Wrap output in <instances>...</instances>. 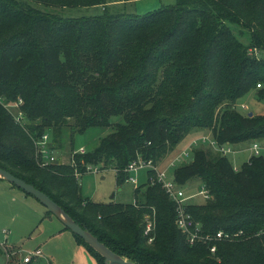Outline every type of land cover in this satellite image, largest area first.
Here are the masks:
<instances>
[{
  "label": "trees",
  "instance_id": "1",
  "mask_svg": "<svg viewBox=\"0 0 264 264\" xmlns=\"http://www.w3.org/2000/svg\"><path fill=\"white\" fill-rule=\"evenodd\" d=\"M130 1L0 0V98L20 99L25 118L24 125L15 122L0 102V167L137 264H264L262 156L250 155L235 169L226 155L197 146L173 169L176 186L196 178L208 193L201 203L185 204L199 234L223 230L230 239L190 243L151 168L149 180L133 188L134 202L80 193L75 168H112L122 183L132 160L157 163L192 128L206 129L219 144L264 142V113L236 107L251 90L264 101V58L257 53L264 48V0H176L143 14L121 9ZM90 6L101 10L76 16L58 10ZM227 22L240 26L239 34L248 31V43ZM109 125L93 148L73 154L72 164L39 163L34 139L43 132L55 143L63 129L72 135ZM73 234L96 264H105Z\"/></svg>",
  "mask_w": 264,
  "mask_h": 264
},
{
  "label": "rangeland",
  "instance_id": "2",
  "mask_svg": "<svg viewBox=\"0 0 264 264\" xmlns=\"http://www.w3.org/2000/svg\"><path fill=\"white\" fill-rule=\"evenodd\" d=\"M176 0H134L124 3L121 9L131 11L137 14H143L147 11L155 10L160 7L174 4ZM117 5H122L121 3ZM60 13L69 16L80 14H95L101 8L99 6L90 7H66L59 8ZM232 31L238 36L243 43H248V31L243 29L241 34L238 33L240 26L235 23L227 22ZM257 53L264 58V48L258 49ZM12 103V101H11ZM243 104V106L241 105ZM9 104L13 110L10 113L13 117L15 106ZM236 107L244 112L252 111L253 113H264V101L258 99L255 91L251 90L236 102ZM120 116H113L112 121L120 120ZM15 119V118H14ZM16 122V121H15ZM18 123V122H17ZM110 125L107 127H89L84 132H74L72 135L69 131L63 129L60 139L55 143H49L55 148L57 157L61 163L72 164L71 158L76 153L74 150L83 146L86 150L93 148L100 136L110 132ZM211 137L209 131L201 128H192L175 146L172 153L167 152L160 159L163 165L178 154L182 149L187 148L193 139L201 135ZM249 141L234 144V149H240L242 146H248ZM198 146L208 148L207 142H199ZM192 148V146H191ZM210 148V147H209ZM191 150L188 155L179 163L190 160ZM213 150V149H212ZM250 151L234 152L227 155L233 166L238 167L244 161ZM143 167L137 168L131 174L136 178L137 183L130 179H125L122 183L117 184L115 172L112 168L99 170L97 172H85L81 176L79 183L80 193L94 201L101 202H134V186L141 185L150 175ZM172 173V169L170 174ZM6 185L0 182V263L5 261L3 249H8L11 257L5 264H24L20 263L21 257L26 251L34 248H40L42 255L34 258L30 264H96L95 258L88 251L84 244L79 242L71 230L65 228L63 223L34 196L24 192L14 184L9 183L6 179L0 178ZM1 181V180H0ZM8 183V184H7ZM183 195L190 198L191 201L201 203L204 201L200 193V181L192 178L184 185L179 186ZM144 189V185L140 190ZM196 222V221H195ZM7 230V238H4L3 230ZM4 244V245H3Z\"/></svg>",
  "mask_w": 264,
  "mask_h": 264
},
{
  "label": "built area",
  "instance_id": "3",
  "mask_svg": "<svg viewBox=\"0 0 264 264\" xmlns=\"http://www.w3.org/2000/svg\"><path fill=\"white\" fill-rule=\"evenodd\" d=\"M257 86H259L258 83H257ZM0 102H2V104L6 107V109H8L10 113H13V110L9 107V104L15 106L14 109H16L18 107V103L20 102V99L17 102L11 103V102H3L2 99L0 98ZM241 105L243 106V104ZM15 111H16L14 114L15 121L18 122L20 125H24L25 123L24 116L21 114V112L18 111V109ZM199 142H207L208 147H211L213 150L221 153L222 155H226V156L230 153H234L240 150V149L238 150L234 149V144H229V143L219 144L217 143L215 139L204 134L198 138L193 139L187 148L182 149L178 154L172 157L166 165H163L161 161H158L157 163H153L151 160L145 161L139 158L136 160H132L125 168V171L127 173V176L125 179L129 178L131 182L137 183L136 178L131 174L132 172H134L139 167H143L146 170L149 168L153 169L156 173L157 180L161 182L163 188H165L170 198L175 202V208L177 211L175 223L177 227L183 233H185L190 243H192L195 240L208 241L210 239H230L233 236V234L229 232H224L223 230H218L212 235H209V234L200 235L199 234V227H200L199 223L193 221V219L191 218V215L185 209L186 201L190 198H188L187 196H184L179 186H176L174 184V179L172 176L173 169L175 168L177 164H179V162L185 156L188 155L189 148L192 149L191 146L197 147ZM34 143H35L36 154L39 158V163L41 165H45L48 163H54V162L61 163V160L57 157V153L55 152V149H53L50 146L48 132H43L40 136L36 137L34 139ZM245 148L246 150L250 151L246 159H248L250 155L262 156L264 158V142L259 141V140H252L250 141V143H248V146H246ZM85 151L86 150L83 146L74 150V152L76 153H84ZM72 162L73 160L71 158L70 163ZM233 167L235 169L237 168L235 166ZM171 169H172V173L170 174ZM99 170L100 168L97 165L86 164L84 167V170L82 171L75 168L73 171V174L75 178L78 181H80L83 173L97 172ZM200 193H202L204 199L208 198V193L206 189H204L202 186L200 188ZM151 229H152V224L148 220L144 227V233L149 235ZM2 230H3L4 238L6 239L7 230L6 229H2ZM151 240H152V236L149 235L148 241L150 242ZM2 243L3 242H0V245ZM209 249L211 252H214L215 246L211 245ZM3 250L5 253V261L0 264H5L10 258L8 249H3ZM40 255H42L41 249L34 248L32 250L26 251L25 254L19 260H20V263H26L36 257H39Z\"/></svg>",
  "mask_w": 264,
  "mask_h": 264
},
{
  "label": "water",
  "instance_id": "4",
  "mask_svg": "<svg viewBox=\"0 0 264 264\" xmlns=\"http://www.w3.org/2000/svg\"><path fill=\"white\" fill-rule=\"evenodd\" d=\"M252 113V111H249L248 115H252ZM0 177L6 179L9 183L14 184L24 192L31 194L37 200H39L63 223L64 226H66L76 235L80 236L90 247H92L96 252L102 255L105 264H137L134 261L129 260L111 250L108 246L101 242L89 229L75 222V220H73V218L45 192L36 188L31 183L26 182L22 178L15 176L8 170L1 167Z\"/></svg>",
  "mask_w": 264,
  "mask_h": 264
},
{
  "label": "crops",
  "instance_id": "5",
  "mask_svg": "<svg viewBox=\"0 0 264 264\" xmlns=\"http://www.w3.org/2000/svg\"><path fill=\"white\" fill-rule=\"evenodd\" d=\"M245 147H246V146H242V147H240V150H239V151H240V152L245 151V150H246ZM239 151H237V152H239ZM237 152H236V153H237ZM245 160H246V159H245ZM0 180H1L0 182L2 183V182H3L2 179H0ZM2 184H3V185H6V183H4V182H3ZM7 184H8V183H7ZM37 248H38V247H37Z\"/></svg>",
  "mask_w": 264,
  "mask_h": 264
}]
</instances>
